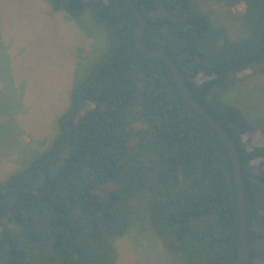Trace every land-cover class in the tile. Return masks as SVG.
<instances>
[{"label": "trees", "instance_id": "trees-1", "mask_svg": "<svg viewBox=\"0 0 264 264\" xmlns=\"http://www.w3.org/2000/svg\"><path fill=\"white\" fill-rule=\"evenodd\" d=\"M43 0L50 13L102 28L100 56L71 88L48 146L0 180V264H114L136 220L172 264H242L230 152L182 96L235 142L250 264H264V117L225 96L264 77V0ZM243 5V11H233ZM141 17H140V16Z\"/></svg>", "mask_w": 264, "mask_h": 264}, {"label": "rangeland", "instance_id": "rangeland-1", "mask_svg": "<svg viewBox=\"0 0 264 264\" xmlns=\"http://www.w3.org/2000/svg\"><path fill=\"white\" fill-rule=\"evenodd\" d=\"M233 11H243L239 5ZM102 28L50 13L43 0H0V180L46 148L72 86L100 56ZM251 121L264 117V77L248 78L225 96ZM114 264H172L136 220L117 239Z\"/></svg>", "mask_w": 264, "mask_h": 264}, {"label": "water", "instance_id": "water-1", "mask_svg": "<svg viewBox=\"0 0 264 264\" xmlns=\"http://www.w3.org/2000/svg\"><path fill=\"white\" fill-rule=\"evenodd\" d=\"M123 1L127 5H129L135 12H137L130 0H123ZM144 27H145V21L141 19L140 25L135 30V38L140 50L147 56L158 57L161 58L163 61H165V63L170 67L173 73L175 83L177 85V88L181 92L182 96L194 109H196L214 127V129L217 131L220 138L224 141L230 152L232 166H233V174L235 178L238 207H239V238H240V246H241V259H242V264H250L247 214H246V207H245V200L243 193L242 174H241L240 162H239L235 142L228 134L226 129L222 127L209 113H207V111L192 97V95L188 90L186 82L181 76L178 67L175 65L172 59L167 55V53L160 49H147L144 47L141 40V35Z\"/></svg>", "mask_w": 264, "mask_h": 264}]
</instances>
